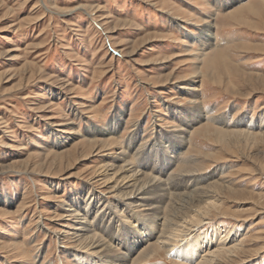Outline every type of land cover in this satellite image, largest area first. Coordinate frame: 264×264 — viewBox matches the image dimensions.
<instances>
[{"label": "rangeland", "instance_id": "rangeland-1", "mask_svg": "<svg viewBox=\"0 0 264 264\" xmlns=\"http://www.w3.org/2000/svg\"><path fill=\"white\" fill-rule=\"evenodd\" d=\"M191 81L195 102L182 89ZM179 125L187 143L161 181L180 196L109 207L114 181H132L105 162L123 165L141 144L137 166L149 152L172 156ZM74 200H97L87 224L113 210L118 223L103 224L137 239L133 220L169 232L154 212L188 226L213 201L196 232L215 226L242 241L215 263L264 264V0H0V264L87 253L72 237L80 216L65 217ZM154 241L113 243L107 255L178 263L180 240Z\"/></svg>", "mask_w": 264, "mask_h": 264}, {"label": "bare ground", "instance_id": "bare-ground-1", "mask_svg": "<svg viewBox=\"0 0 264 264\" xmlns=\"http://www.w3.org/2000/svg\"><path fill=\"white\" fill-rule=\"evenodd\" d=\"M208 27H210V25ZM208 27L205 29L206 31L209 29ZM206 36L208 37L207 39L209 38L210 40L213 39L210 34ZM182 89L187 91L193 102L196 101L197 94L195 92L197 90L195 88L194 81H191V83L188 84V86L182 87ZM118 124L119 123L117 122V120H115L112 124L110 123V125L108 126L109 132L115 131ZM185 131L186 130L184 129L183 125L177 126V130L174 131L178 135L177 138H179V142L172 141V145H168L169 148L168 154L169 155L172 154V156L164 157L162 154L160 155L155 152L154 153L149 152L148 154L145 155L144 158L141 157L142 155L140 157L138 156L139 160L137 162L138 165L139 164L140 165L137 166V164L135 163V159H137L136 156L139 155L138 153L141 152L142 149L141 148L142 144H141V146L138 148L137 154L134 155L135 157L134 158L132 157V160H124L123 158H121V161H123V165L115 167L114 162L112 161L105 162L102 168H104V171H108V170L112 171V175H111L112 178L113 176H115L117 172L119 171L121 172L122 169H124L125 173L122 176V179L120 180L131 179L132 181V184L130 185L129 184L120 185L118 181H114V184L109 187L112 192L113 201L112 202L107 201L108 204L111 205L108 206L112 208H117L119 207V205L130 206L135 202L140 203L137 204V206H142L143 203H145L144 206H151L156 203L164 202L165 198L167 197L172 198V196H176V195L180 196L178 194H174L173 192L170 193V195L169 193H167V191L165 190L166 186H164L166 180L162 182L161 175H164L168 170V168L174 165L175 162L177 163V159L179 158V153L177 155L176 153L181 150V147L184 144L187 143ZM217 133L219 134V136L223 137V134H225L226 132L220 131ZM235 133L239 134V132H234L233 134ZM240 133L244 134L243 131H241ZM157 134H161L160 131H158ZM167 140L171 142L170 139ZM144 143H146V140L144 141ZM123 154L124 152L122 150V152L119 155H123ZM157 192L158 194L159 192H162V194L158 195ZM184 197L189 198V196L187 195ZM185 199L186 198H184V200ZM94 200L91 201L85 200V202L83 203L81 201L83 207L81 206V204H79L78 201L74 200L70 203L69 208L65 212L66 213L65 217L68 216L72 218H78L77 216H80L81 222L78 223L80 227H76L75 229V230L77 229L80 230V233L72 232L73 233L72 237L74 239L73 242L76 243L78 246H81L80 248H84L87 250L86 251L87 253L83 252L85 253V255L83 253L80 254L77 253L78 251H75L74 255L71 256L73 264H125L126 262L125 259L119 260L115 256L113 258H110L111 256L107 255L109 251H112L113 243L118 245L121 244V242H123L125 246L129 248V250H132V247L135 246L136 244H139L140 242L141 243L148 242L151 238L155 239L154 248L157 250L165 249L166 247H168V244L171 245V243L173 244L178 240L181 241V244L176 249H174L175 258L178 260V263H174V264H214L216 260L219 261H221L220 259L227 260L228 257L235 255L242 248V241L237 239L238 233L236 232H233L230 237H228V235L226 237L221 235L220 237H218L219 229L215 226L202 233L196 232L195 227L200 225L206 219L205 214H207V210L216 207V203H212L213 201H211V203L210 202L208 203L206 201V204H203L205 205L206 208H203L202 214L199 213L200 215L203 216L196 215L195 219L192 218L193 219L192 221L194 223L193 224L190 223L188 224V226L184 225L183 224L184 222L179 221L181 220V217L179 218V220L177 219L178 217L177 218L174 217L175 219H170L171 220L170 221L169 219L163 217L159 218V215H157L158 212H154L155 214L154 218H156V227L162 226L164 228L165 226L166 227L168 226L171 229V231L169 232L168 231L166 232L165 229L162 230V232L157 230L156 232L157 235L156 233H151V231L147 226L140 224L138 222V219H135L132 222H130L132 226L131 227L132 230L131 229L130 230L131 231L135 230V232L141 234V239H137V237L136 238L134 237L135 235L132 232L128 233L127 230L125 232L121 231V228H118L121 226L120 224L115 225L116 227L113 226L107 227L103 224L105 221L107 222L111 221L113 224L118 223V220H115V215H116L115 211L111 210L109 213H106V209H103L106 206H103L102 208L103 211L102 213H100L99 220L96 221V224L93 225L89 224L91 222H88L87 224V219L90 215V212L93 208H95L96 202L99 199H97L96 202ZM149 201H156V202H149ZM185 207L187 208V206ZM181 209L183 210V208ZM94 212L97 215L99 209L94 210ZM193 215H195L194 212ZM183 220L185 221V219ZM100 223L102 225H99ZM184 236H189V238L183 240ZM88 253L90 254V256ZM91 256H98L99 258L91 257Z\"/></svg>", "mask_w": 264, "mask_h": 264}]
</instances>
